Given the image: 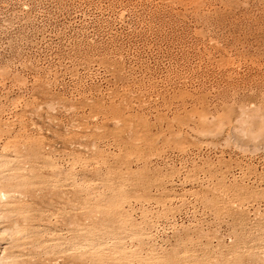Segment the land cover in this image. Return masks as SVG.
I'll return each instance as SVG.
<instances>
[{
    "label": "rangeland",
    "instance_id": "374dc122",
    "mask_svg": "<svg viewBox=\"0 0 264 264\" xmlns=\"http://www.w3.org/2000/svg\"><path fill=\"white\" fill-rule=\"evenodd\" d=\"M3 264H264V0H0Z\"/></svg>",
    "mask_w": 264,
    "mask_h": 264
},
{
    "label": "bare ground",
    "instance_id": "6f19581e",
    "mask_svg": "<svg viewBox=\"0 0 264 264\" xmlns=\"http://www.w3.org/2000/svg\"><path fill=\"white\" fill-rule=\"evenodd\" d=\"M11 191H7L4 189L3 187V183H2V180H1V176H0V203L7 200V198L11 195ZM2 211H1V205H0V236H2L3 233H6L8 235H12L14 233H16L18 231V225L17 223H13V227L12 228H7V227H4L3 225V215L1 214ZM4 243V242H3ZM3 243H0V264H3L4 262V259L6 257H9L7 255V248L5 246V244Z\"/></svg>",
    "mask_w": 264,
    "mask_h": 264
}]
</instances>
